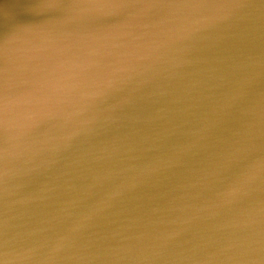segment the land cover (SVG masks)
Returning <instances> with one entry per match:
<instances>
[{"label": "water", "instance_id": "water-1", "mask_svg": "<svg viewBox=\"0 0 264 264\" xmlns=\"http://www.w3.org/2000/svg\"><path fill=\"white\" fill-rule=\"evenodd\" d=\"M0 47V264H132L165 200L192 236L171 264L263 259L254 211L183 205L182 166L247 185L200 150L264 122V0H0Z\"/></svg>", "mask_w": 264, "mask_h": 264}, {"label": "bare ground", "instance_id": "bare-ground-1", "mask_svg": "<svg viewBox=\"0 0 264 264\" xmlns=\"http://www.w3.org/2000/svg\"><path fill=\"white\" fill-rule=\"evenodd\" d=\"M38 12H43L42 6L35 9L34 16H37L39 14ZM9 16L13 15L10 14ZM39 16L31 23L32 27H38L40 24L47 23L46 19L48 17L44 18L46 13L44 15L42 13L41 16ZM38 20L40 23H38ZM6 50V48L0 47V52L4 53ZM254 119L255 115H249V126L248 128L242 129L248 137V140L236 137L237 135H235V133L214 134L209 138V143L212 144V147L200 150L201 154L205 151L212 150L210 153L201 155L199 163H205L204 165L207 166V164L213 163L215 160L218 161V169L222 170L223 175L217 181H223V185L230 182L232 185H235L240 176L246 175L248 177V182L246 187L242 190L243 192H235L234 190L227 189L230 186L229 184L225 185L224 190L218 191L216 194L212 192L207 193L209 189L204 190L203 188L201 191L200 187L204 185L205 180L207 184L211 183L215 180V176L210 171L198 168V163L193 164V162L191 163L193 166L187 164L182 166L184 170L182 178L187 181L185 182L187 185L186 187H190L192 193L194 189L199 191V194L193 201L185 202L183 205L189 206L195 203L198 207L201 205L202 208L204 207L207 209V206L213 208L215 204L223 201V208H225L226 203L234 204V206H244V209H251L254 211V213L249 215L251 217L245 219L244 222L248 225L249 223H255L254 225H257L258 229L254 234H259L264 232V204L260 201L264 199V190L256 193L255 189L260 187L261 183L256 180H260L257 178L264 172V122L262 120V124L254 127L255 130H252V125L255 124V122H253ZM241 123L243 124V122ZM232 175L235 176L231 178ZM247 177H245V179H247ZM229 178L231 181H228ZM215 184L219 185L217 182H215ZM160 211H163L161 212L163 215L170 216L168 224L171 225V227L164 224V218H152L148 226L150 230L147 229L150 237L148 240L145 239V242L142 243L143 247L140 248V253L138 254L140 260H138V256H134L132 264H171L172 260L169 257L174 255L176 246L186 245L189 243L188 238H192L188 230L190 219L188 221L186 214L180 215L179 211L176 209L175 205L173 206L170 200H165V204ZM228 218L231 221L236 220L232 216ZM198 219L199 217L196 219L193 216L192 221H195L194 225H196ZM230 224L231 229H234V225L236 224L233 222H230ZM246 228L248 230L249 226L242 229ZM169 234L175 237L171 242L168 240ZM188 247L190 246H186L185 249ZM257 264H264V257Z\"/></svg>", "mask_w": 264, "mask_h": 264}]
</instances>
